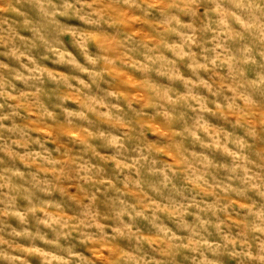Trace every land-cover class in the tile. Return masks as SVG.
I'll return each mask as SVG.
<instances>
[{"label":"clouds","instance_id":"9594fccd","mask_svg":"<svg viewBox=\"0 0 264 264\" xmlns=\"http://www.w3.org/2000/svg\"><path fill=\"white\" fill-rule=\"evenodd\" d=\"M0 264H264V0H0Z\"/></svg>","mask_w":264,"mask_h":264}]
</instances>
